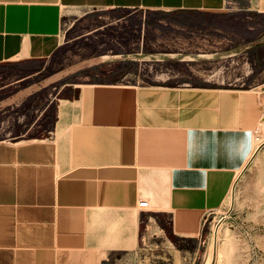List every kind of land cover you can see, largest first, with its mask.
<instances>
[{"label":"crops","instance_id":"0c3cea01","mask_svg":"<svg viewBox=\"0 0 264 264\" xmlns=\"http://www.w3.org/2000/svg\"><path fill=\"white\" fill-rule=\"evenodd\" d=\"M90 10L264 14V0H0V67L35 74L61 46L64 18ZM65 91L50 136L0 141V264L140 263L157 237L170 254L194 243L226 209L264 118V83Z\"/></svg>","mask_w":264,"mask_h":264},{"label":"rangeland","instance_id":"374dc122","mask_svg":"<svg viewBox=\"0 0 264 264\" xmlns=\"http://www.w3.org/2000/svg\"><path fill=\"white\" fill-rule=\"evenodd\" d=\"M109 11L64 18L61 46L29 69L35 74L21 79L23 69L0 67V103L31 89L0 106V141L50 136L56 104L68 85L246 89L264 83V14L229 11L186 18L162 11L119 10L120 16ZM59 72L66 75L43 85ZM254 140L258 149L240 172L226 209L206 220L201 238L172 243L170 254L157 237L140 263L124 257L121 264H264V118ZM158 219L169 223L168 216Z\"/></svg>","mask_w":264,"mask_h":264},{"label":"bare ground","instance_id":"6f19581e","mask_svg":"<svg viewBox=\"0 0 264 264\" xmlns=\"http://www.w3.org/2000/svg\"><path fill=\"white\" fill-rule=\"evenodd\" d=\"M101 59H103V57H101ZM99 60V59H98ZM69 72V71H68ZM64 75H66V72H59V73H57V74H54V75H52V76H50L49 78H47L46 80H44L43 81V85L45 86V85H47V84H49V83H52V82H55V81H57V80H59L60 78H62ZM31 93V89L30 88H28V89H26L24 92H22V93H20L18 96H17V99H19V98H21V97H23V96H27V95H29ZM16 99V98H15ZM15 99H13V100H9V101H6V102H3L2 104H0V106H6V105H8V104H10V103H12ZM255 145H256V143H255ZM258 145V144H257ZM258 147V146H257ZM256 146L254 147V152H255V150L256 149H258ZM234 187V186H233ZM232 189V188H231ZM215 234V233H214ZM216 238V237H215ZM214 242V241H213ZM215 243V242H214ZM231 244V243H230ZM230 247H231V245H230ZM214 248V247H213ZM219 257V256H218Z\"/></svg>","mask_w":264,"mask_h":264},{"label":"built area","instance_id":"2783aa9c","mask_svg":"<svg viewBox=\"0 0 264 264\" xmlns=\"http://www.w3.org/2000/svg\"><path fill=\"white\" fill-rule=\"evenodd\" d=\"M138 209L141 211H147L149 209V202L147 200H141L138 203ZM206 220L202 223V227H204Z\"/></svg>","mask_w":264,"mask_h":264},{"label":"trees","instance_id":"16d2710c","mask_svg":"<svg viewBox=\"0 0 264 264\" xmlns=\"http://www.w3.org/2000/svg\"><path fill=\"white\" fill-rule=\"evenodd\" d=\"M109 12L113 13V14H116L117 16H120L119 13V10H110ZM150 13H154V12H157V11H148ZM166 15H179V16H182L180 13H176V12H164ZM161 14V13H160ZM179 23H183V21H180Z\"/></svg>","mask_w":264,"mask_h":264}]
</instances>
